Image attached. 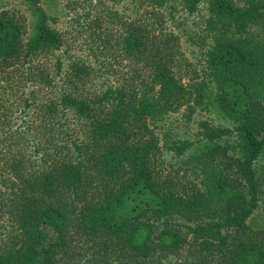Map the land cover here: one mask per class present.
<instances>
[{
	"label": "trees",
	"instance_id": "1",
	"mask_svg": "<svg viewBox=\"0 0 264 264\" xmlns=\"http://www.w3.org/2000/svg\"><path fill=\"white\" fill-rule=\"evenodd\" d=\"M202 1L184 5L195 12ZM206 1L212 43L204 78L177 75L178 37L161 29L163 13L152 8L122 22L128 76L92 93L83 89L92 66L48 61L63 38L41 10L27 39L16 17L0 15V90L26 65L32 87L20 99L24 124L9 126L0 111V202L10 219L0 264H166L185 245L194 264H264V231L248 223L260 201L258 168L264 175V163L256 167L264 154V0ZM203 103L236 125L203 122L197 142L169 146L181 156L198 144V180L166 165L150 117ZM35 105L54 113L61 106L82 127L63 120L48 134L51 123L42 124L44 141L58 139L43 152L38 142L33 158L12 146L38 136L29 112ZM233 135V146L222 142Z\"/></svg>",
	"mask_w": 264,
	"mask_h": 264
},
{
	"label": "rangeland",
	"instance_id": "2",
	"mask_svg": "<svg viewBox=\"0 0 264 264\" xmlns=\"http://www.w3.org/2000/svg\"><path fill=\"white\" fill-rule=\"evenodd\" d=\"M238 2L243 4V0H238ZM152 8L163 13V23L158 24L161 29L172 32L178 37L175 43L180 59L176 69L177 75L185 82L204 78L206 76L205 54L212 43V39L205 28V22L209 15L206 0L200 3L195 12H189L186 9L184 0H164L161 5L143 0H32L31 2L29 0H0V15L9 14L16 17L24 25L25 39L33 31L36 20L35 10H41L45 14L48 24L57 29L63 38V45L60 49L47 52L48 61L53 63L59 56L63 59L65 66L69 64L70 60L78 59L92 66L94 68L92 76L83 86V89L89 93L107 86L110 82H117L128 76L130 61L123 58L119 42L123 29L122 22L125 19L137 18L141 14L145 16L146 9ZM26 67L27 65L19 72L23 85L20 90L16 87L20 79H14L7 90H0L4 94L0 103V111L1 114L6 112L5 121L12 127H16L20 123L24 124L27 119L20 112L23 109L20 99L32 90L31 81L26 79L28 77ZM36 72L35 69L34 73ZM211 89L213 90L210 92H216L213 84ZM36 94L40 95L41 93L36 92ZM59 108L60 111L54 113L44 112L37 105L32 108L29 107L31 120L34 122L33 125L36 127L38 136L35 137L33 131L34 137L30 136L33 141L26 144L22 142L17 146L13 144V151H19L22 146L21 150L25 154H31L35 158L38 142L42 143L41 152L47 147L51 149L58 136L55 138L51 136L50 142L44 141L43 135H46L42 131V124L51 123L47 126L48 134H53V131L58 128L63 120H67L75 128L81 125L80 120H77L73 113L61 109V106ZM203 122L212 126L232 129L236 125L235 121L224 115L214 103L213 105L203 103L194 112H190L189 108L183 106L177 111L157 114V116L151 115L150 117L151 126L160 137L162 158L166 165L168 164L175 170L179 168L181 173L186 172V176L198 180H200V171L195 160L199 153L198 144L192 146L181 156H177L169 146L173 142L184 139L197 142L202 138ZM222 142H228L229 145L233 146L236 142L235 136H230ZM50 149L48 151H52ZM39 163L40 161L35 162L36 165ZM263 163L264 154L256 162V167L258 168ZM3 169L4 167L0 166V180L4 176ZM258 170L261 181L260 201L248 223L251 229L264 231V175L259 168ZM0 189L5 190V187L0 184ZM2 207H6L4 202H0V243L4 240L10 222L6 209L3 210ZM165 263L194 264L192 250L185 245L176 254H171ZM207 264L213 263L209 261Z\"/></svg>",
	"mask_w": 264,
	"mask_h": 264
}]
</instances>
